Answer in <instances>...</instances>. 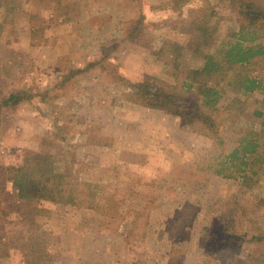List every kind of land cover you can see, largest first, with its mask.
Listing matches in <instances>:
<instances>
[{
  "label": "rangeland",
  "instance_id": "obj_1",
  "mask_svg": "<svg viewBox=\"0 0 264 264\" xmlns=\"http://www.w3.org/2000/svg\"><path fill=\"white\" fill-rule=\"evenodd\" d=\"M0 6V102L10 92L30 99L0 105V164L18 166L27 151L51 154L72 180L98 185L94 208L37 200L39 251L22 246L27 230L0 201V264H214L212 241L222 228L240 238L239 255L264 254L249 238L264 230V171L245 187L216 173L237 141L252 131L264 149V65L247 71L261 90L232 86L240 66L216 74V134L139 104L127 80L150 76L204 110L201 83L187 90L191 69L238 29L230 0H14ZM174 1L175 3H171ZM264 8V0H252ZM176 2H179L176 4ZM206 9L201 41L185 22ZM142 18V42L124 27ZM258 41L264 44V36ZM174 43L182 45L179 53ZM199 46V48H198ZM113 48L108 58L84 69ZM115 48V49H114ZM250 67V66H249ZM75 69H84L66 77ZM124 79H119V76ZM261 113V114H258ZM223 164V165H221ZM256 251V252H255ZM264 264V263H263Z\"/></svg>",
  "mask_w": 264,
  "mask_h": 264
},
{
  "label": "trees",
  "instance_id": "obj_2",
  "mask_svg": "<svg viewBox=\"0 0 264 264\" xmlns=\"http://www.w3.org/2000/svg\"><path fill=\"white\" fill-rule=\"evenodd\" d=\"M238 14V29L230 35L233 40L228 39L222 43V47L216 53H205L204 61L200 68L191 69L187 75L185 85L187 90L194 84L201 83L200 90L203 96L204 110L198 104L184 94L175 93L170 90L160 88L154 80L144 75L140 80H127L126 85L133 89L137 102L151 108H157L165 113L178 116L182 120L191 124H198L206 127L213 133L216 132V123L212 116V111L216 110L218 90L215 83H208L216 74H224L233 66H240L243 75H239L232 83L241 94L252 93L261 90V81L251 77L247 71L255 67L264 65V44L258 41L264 36V8L255 5L252 0H230ZM14 0H0V6L5 8V13L15 10ZM171 3H175L172 1ZM179 2H176L178 4ZM142 18L130 21L124 27V41H129L142 46H148V39L142 42L143 34L141 30ZM210 24V14L206 9H200L199 13H194L192 19L185 22L184 30H193L198 34L199 40L203 41L208 32ZM174 51L179 53L182 45L174 43ZM199 48V46H198ZM115 49V48H114ZM109 52L96 61L89 62L84 69L101 65L111 54ZM250 66V67H249ZM84 69H75L66 77ZM119 79H124L121 75ZM32 97L26 91H13L2 97L0 105H15ZM261 114V113H258ZM216 134V133H215ZM236 147L224 156L228 167L221 166L217 174L226 178L241 177L242 186L254 182L255 176L264 171V149L257 143L252 131L246 133L237 141ZM223 165V164H221ZM10 182L15 191V202L9 207L19 214L22 224L27 226V230H35L31 235H21L26 239L22 246L28 253L39 251L44 246L43 237L36 231L38 223L36 216L42 214L44 209L37 206V200L49 201L63 205L83 206L94 208L96 205V195L98 185L72 180L69 174L56 163L51 154H42L34 151H27L20 165L6 166L0 164V201L6 195V184ZM212 241L213 250L218 251L214 264H263L264 254L259 250L257 253L249 252L242 257L239 255L240 238H235L228 233V229L222 228L215 235ZM24 240V239H23ZM258 250L264 244V230L258 229L249 238ZM6 249L4 243L0 245V257ZM256 252V251H255ZM133 264H143L135 260ZM172 264V263H168Z\"/></svg>",
  "mask_w": 264,
  "mask_h": 264
}]
</instances>
